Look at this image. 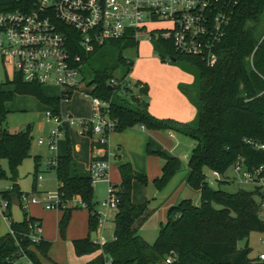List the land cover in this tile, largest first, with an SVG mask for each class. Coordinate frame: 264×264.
Segmentation results:
<instances>
[{"label":"trees","instance_id":"trees-1","mask_svg":"<svg viewBox=\"0 0 264 264\" xmlns=\"http://www.w3.org/2000/svg\"><path fill=\"white\" fill-rule=\"evenodd\" d=\"M224 3L229 21L215 47V60L211 66L197 56L175 52L169 41L152 40L159 61L173 58L182 71L193 77L190 84L177 87L195 109L189 122L152 116L147 111L145 83L136 80L132 84L137 93L125 83L133 62L121 56L120 51L137 45L131 32L102 44L117 49L115 63L123 67V72L112 85L108 80L113 77L115 65L92 68L90 80L84 83L89 87L90 95L107 102L108 115L115 123L113 132L141 126L146 130L170 131L190 138L194 144L187 156L184 182L198 192L199 203L193 205L190 199L182 198L168 206L155 238L147 243L133 227L135 220L143 217L146 202L133 204L130 200L132 181L144 185L146 177L135 172L128 162H122L117 166L119 182L111 184L117 198L112 220L114 235L101 246L93 243L89 234L95 231L97 219L92 185L86 169L72 158L67 130H64L65 153L53 156L54 164L48 166L54 170L55 191L62 205L57 208L61 211L57 222L59 236L64 237L71 210L83 207L87 211L86 236L71 240L76 256L95 253L83 264H102L100 252L110 258L112 264H264V261L248 256L250 248L246 243L236 247V242L246 238L251 231L264 234V223L257 215L254 190L237 189L229 193L213 188L203 172L204 169L216 172L220 178L215 182L225 184L232 181L226 171L237 156L244 157L248 166L264 164V152L244 142L250 139L264 143V39H260L264 29V0H224ZM6 8V4L0 5V10ZM253 48L250 66L248 56ZM78 53L82 60L90 54L83 56L79 50ZM5 84L12 85L15 92L34 96L52 114H58L60 101L70 96H44L40 90L42 85L22 82L17 74L0 83V159L6 160L9 178L14 181L17 167L28 156L31 135L29 125L18 132H9L3 127L7 112L5 103L11 98V92L3 88ZM122 94H128L130 99ZM138 94L141 98L136 97ZM93 145L91 141L90 147ZM146 152L162 159L160 174L152 179L153 187L161 190L180 170L181 161L148 145ZM38 162L39 156L34 155L31 192H36ZM0 195L6 201L1 215L8 221L12 232L0 236V264H11L13 259L21 257V252L32 264H40L30 248L46 255L51 243L41 237L32 242L28 227L40 228V219L21 208L23 221L18 224L11 221V199H19L21 195L16 183L9 190L0 191ZM213 204L220 208H214ZM168 255L172 261L165 263Z\"/></svg>","mask_w":264,"mask_h":264},{"label":"built area","instance_id":"built-area-1","mask_svg":"<svg viewBox=\"0 0 264 264\" xmlns=\"http://www.w3.org/2000/svg\"><path fill=\"white\" fill-rule=\"evenodd\" d=\"M4 4L7 8L0 10V59L10 71L9 79L17 74L22 82L57 87L59 94L64 96L77 92L88 99L89 113L85 118L52 114L46 109L45 118L55 127L36 143L53 150L58 133L72 126L80 135L87 136L94 143L86 166L89 182L91 185L106 182L105 197L100 205L115 209L117 198L107 180L109 163L103 157L106 148H102L106 147L107 135L113 131L115 123L108 115L107 102L91 96L89 87L82 83L79 68L84 60L78 50L85 56L104 42L120 39L131 32L137 42L140 35L147 41L155 38L169 41L175 52L197 56L211 66L215 47L229 21L224 9L226 3L224 0H9ZM150 23L163 26L148 28ZM260 39H264V29ZM254 49L248 56L250 66ZM108 83L116 84L117 79L111 77ZM244 142L264 152V143L250 139ZM53 164L52 157L48 165ZM230 170L232 181L238 179L254 190L257 215L264 223V164L248 166L244 157L237 156ZM210 177L212 181L220 178L216 172H211ZM40 179L38 173L36 185ZM39 196L21 193L20 207L24 209L27 203L39 204L46 210L62 206L56 191H44ZM5 206L6 201L0 199V214ZM96 219L94 232H98L105 221V212L96 211ZM28 227L30 240L36 242L40 228ZM91 241L99 246L106 242L100 234ZM100 253L102 264H112L110 258ZM256 258L264 261V252L258 253ZM22 260L32 264L23 252L11 264H24ZM171 261L170 255L164 259L165 263Z\"/></svg>","mask_w":264,"mask_h":264},{"label":"rangeland","instance_id":"rangeland-1","mask_svg":"<svg viewBox=\"0 0 264 264\" xmlns=\"http://www.w3.org/2000/svg\"><path fill=\"white\" fill-rule=\"evenodd\" d=\"M8 1L9 0H0V5ZM160 26H163V24L150 23L147 25L148 28ZM116 53L117 49L113 48L107 43L97 47L96 50L91 52L89 56L81 63V66L79 68V74L82 83H86L90 80L91 69L95 67L115 65L114 70L112 71V76L116 79L120 78L123 72V67L115 63ZM142 53H148L150 60L144 59L143 62H140V56ZM120 54L124 58L131 60L134 63L130 72L125 76V83L129 82L128 87L133 93H137V89L132 86V84L136 80H143L148 78L152 83H172L177 77L173 74L175 69H179L180 71H182L180 69V66L173 61H159V53L154 48L153 42L147 41L142 35L138 37L136 46H127L120 51ZM136 59H138L137 62ZM151 59L154 60V66L150 63V61H152ZM182 72L190 75L192 82V75L185 71ZM176 73H178L180 78H185L184 74H179V72ZM9 78L10 71L8 67L4 66V61L0 59V83H5L7 80H9ZM178 83L186 82L180 81ZM3 88L11 92L10 100L5 103V109L7 112L3 122V127L9 132H18L23 131L25 129V126L29 125L31 138L29 143L28 156L25 157L17 167L16 177L14 181L9 178L6 160L3 158L0 159V172L2 173V175H0V191L9 190L12 184L16 183L18 190L21 193H27L29 195L36 194V197L39 198V193L31 192L33 156L39 155L37 173L41 175V181L39 183L40 187L41 189H44V191L54 192L56 189L55 174L54 170L47 165V160L54 154L59 155L65 153L64 135L62 132H59L55 137L53 150H49L47 148V145L45 144L38 145L36 143V140L39 137H46L49 131L55 127V125L51 121H48L45 118L44 111L47 109V107L42 105L34 96L30 94L15 92L13 90L14 87L10 84H5ZM40 90L42 94L47 97H55L59 94V88L53 86L42 85L40 86ZM124 96L125 98L130 99L128 94ZM136 97L141 98L140 94H138ZM88 108V99L80 96L77 92H73L69 99L60 102V111L62 113L70 114L71 116L77 118L87 117ZM68 130L70 144H73L74 142H78L80 140H82L83 142L85 141V138L87 136H80L76 127L72 126ZM125 133L126 132L123 131H112L107 135L106 145L108 147V158L106 151L105 153H103V157L106 158L109 163L108 178L110 182H113L116 179V172L112 167L113 164L115 162L119 163V161L123 158V154L131 156V158L136 156L137 149L132 144L131 138L125 136ZM142 149H144V153L148 154L146 152L145 143H143ZM116 154H118L119 157H117ZM154 156L158 157L161 160L159 156ZM181 167L183 166L181 165ZM140 174L144 175L143 173ZM207 174H209V172ZM226 175H228L229 177L232 176V172L230 169L226 171ZM206 178L208 179V183L213 188L218 187L219 189L229 193L234 192L237 189H251L250 185L241 182L238 179L229 181L225 184H217L215 181L211 180V177H209V175L206 176ZM132 185L134 187V195L139 196H141L142 193L148 191V189H153V186L149 185L147 178L146 184L144 185L136 180L132 181ZM105 188L106 184L103 182H97L92 185L94 200L98 202V206L99 202H101V200L104 198ZM182 196L185 197L187 195H184V193H182L181 198H179L178 200L182 199ZM0 199L3 200L1 195ZM141 202H146V209L144 211L143 217L135 220V225L139 226V229L136 231V233L147 243H151L156 236L159 224L157 225L156 215L151 216L150 213L154 211L157 214L158 209H153L152 205H149V201L147 202V200ZM35 205L37 204L27 203L28 209L30 211L36 212L41 215L38 217L42 218L43 233L49 238L45 240L51 243L46 255L40 254L33 247L30 248L40 264H83V262L85 263L95 256V253L91 255L76 256L71 246L72 239L82 238L86 236V211L83 207L71 211L64 230V237L61 238L59 236L58 229L55 228L56 214L59 209L54 208L52 210H46ZM213 207L216 209L220 208V206L216 204H213ZM114 210L108 211L109 217L104 224L105 239L107 240H110L109 236L113 230L112 220L115 213ZM94 236L95 235L93 232L89 234L90 239L94 238ZM263 241L264 234L262 232L251 231L246 238L238 240L236 242V247L240 248L246 243L247 247L250 248L248 256L256 257L258 253L264 252ZM22 262L26 264L25 260H22Z\"/></svg>","mask_w":264,"mask_h":264},{"label":"crops","instance_id":"crops-1","mask_svg":"<svg viewBox=\"0 0 264 264\" xmlns=\"http://www.w3.org/2000/svg\"><path fill=\"white\" fill-rule=\"evenodd\" d=\"M144 59L150 60L148 53L141 54L140 62H143ZM137 60L138 59H136V62ZM150 63L153 64L154 66V60L150 61ZM178 70L175 69V71L179 72V74L180 73L184 74L185 78L184 77L180 78L178 73L174 71L173 74L174 76H177V77L174 79L175 82L173 81L172 83H152L148 78L139 80V81L144 82L147 87L145 100L147 103V111L149 114L157 118H171L179 122H189L190 120L193 119L195 115V109L186 100V98L179 92L177 87L180 84H185V85L190 84L191 76L180 70L178 71ZM180 81L186 82V83H178ZM59 111H60V105H59ZM60 113L62 112L60 111ZM88 113H89V108H88ZM122 131L126 132L125 136H127L128 138L129 137L131 138L132 144L137 149L136 156L131 158V156H128L127 154H123L122 152L123 158L120 160L121 162L120 161L119 163L115 162L112 166L114 171L116 172V179L113 182H110L108 178L109 173L107 172L108 183L112 185L118 184L119 174L117 171V166L122 162H128L134 171L143 173L146 176L149 185L153 186L151 181L154 177L160 174L162 159L160 160L158 157L154 155H148L144 153V149H142V146H143V143H145V147L146 145H148L153 150H160L167 155L175 156L179 158L181 161V165L183 167H181L180 171H177L176 173H174V175H172V177L168 180L166 185L161 190H156L154 187H152L153 189H148V191L142 193L141 196L134 195V187L131 183V190H130L131 202L133 204H138L141 201H146V200L147 202L149 201L148 203L149 205H152L153 209H158L157 214L154 211L150 213L151 216L156 215L157 225L159 223L164 222L166 208L176 203L178 199L181 198L182 193H184V195H187L185 197L182 196L183 198L190 199L193 205H198L199 203L198 192L191 190L184 182V175L186 173L187 156L190 152L191 147L194 144V142L190 138L184 135H181L179 133H174L170 131L146 130L141 126H133L130 128H126ZM67 134L69 135V130H67ZM80 136H84V135H80ZM90 142H91L90 139L86 137L84 142L80 140L78 142L76 141L73 144H70V153H71L72 158L76 162H78L84 169H86V166L92 156V148L90 147ZM107 150H108V147L106 145V154L108 158ZM59 155H62V154H59ZM116 155L117 157H119L118 154ZM53 156H56V155L54 154ZM53 156H50L49 159H51ZM49 159L47 160V165H48ZM108 171H109V167H108ZM203 172L205 173L206 176L208 175L209 177L211 176V172L209 170L204 169ZM208 172L209 174H207ZM40 181L41 179L37 182V185H36L37 190L35 189L36 193H39V194L44 192V189H41L40 187V184H39ZM55 182H56V179H55ZM100 182H103L106 184V182L104 181H100ZM56 185H57V182H56ZM104 197H105V192H104ZM102 200H104V198ZM95 202H96V205H95L96 211L105 212L106 219L102 223L100 230L98 232H93V233L94 235L100 234L105 239L104 224L109 217L108 211L114 210V209H109V208L107 209L105 207H102L100 205V202L98 206L97 204L98 202L97 201ZM33 204H36V203H33ZM35 206H39L40 208H42L39 204ZM20 210H21V207H20ZM23 210L28 215L40 219L41 226L39 229V235L43 239H49L43 233L42 218L38 217L41 215H39L36 212L30 211L27 205L25 206ZM60 213L61 211L58 210L56 214L55 228H57V222H58ZM86 226H87V211H86ZM133 227L136 229V231L139 229V226H136L135 222L133 223ZM8 231H9L8 221L4 217H2L0 214V236H2ZM112 233H113V230L110 233L109 239L112 238ZM86 234H87V231H86ZM105 241H108V240L105 239Z\"/></svg>","mask_w":264,"mask_h":264},{"label":"water","instance_id":"water-1","mask_svg":"<svg viewBox=\"0 0 264 264\" xmlns=\"http://www.w3.org/2000/svg\"><path fill=\"white\" fill-rule=\"evenodd\" d=\"M170 61H174L173 58ZM10 219L12 222L18 224L23 221V214L20 210V203L17 197H13L10 203ZM114 233H112V236Z\"/></svg>","mask_w":264,"mask_h":264}]
</instances>
